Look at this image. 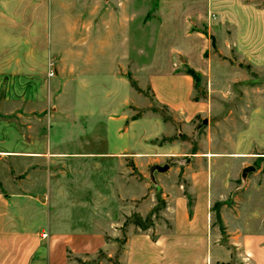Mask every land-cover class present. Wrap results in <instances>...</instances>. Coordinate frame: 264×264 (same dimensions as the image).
Instances as JSON below:
<instances>
[{"label":"crops","instance_id":"obj_1","mask_svg":"<svg viewBox=\"0 0 264 264\" xmlns=\"http://www.w3.org/2000/svg\"><path fill=\"white\" fill-rule=\"evenodd\" d=\"M244 15L242 0H0V74L41 88L0 104L13 114L0 128V264H264L263 212L219 213L225 238L212 227L211 160L188 194L165 192L168 222L123 236L154 207L150 168L168 166L155 183L179 172L167 159L181 145L164 140L203 110L193 24Z\"/></svg>","mask_w":264,"mask_h":264},{"label":"rangeland","instance_id":"obj_2","mask_svg":"<svg viewBox=\"0 0 264 264\" xmlns=\"http://www.w3.org/2000/svg\"><path fill=\"white\" fill-rule=\"evenodd\" d=\"M242 13L246 21L240 23L213 19L193 24V31L201 33L197 36L203 54L197 69H192V99L202 103L203 110L185 126L179 123L174 137L164 140L175 139L181 145L179 154L167 159L179 172H166L163 181L150 183L154 207L145 216L127 217L123 236L132 229H145L154 221L168 222L165 192L176 187L188 194L189 175L206 165L207 160H211V176L209 173L199 183L206 192L211 185L219 193V199L210 205L212 227L225 238L219 213L226 212L230 222L244 206L254 208L258 214L263 212L264 221V0H242ZM32 92L41 95V88L26 79L0 74V104ZM145 93L149 96L148 90ZM157 111L168 116L163 108ZM0 113L5 118L0 121V128L8 130L10 124L6 119L13 114L8 109ZM247 166L254 170L244 173L243 178ZM75 169L67 166V176Z\"/></svg>","mask_w":264,"mask_h":264},{"label":"water","instance_id":"obj_3","mask_svg":"<svg viewBox=\"0 0 264 264\" xmlns=\"http://www.w3.org/2000/svg\"><path fill=\"white\" fill-rule=\"evenodd\" d=\"M203 123H206V121L204 120V122ZM167 168H168V166L165 164V165H163V166H159V165H153L151 168H150V171H149V173H150V180H152V182L153 183H155V180H154V178H153V172L155 171V170H157V171H165V170H167ZM254 170V167L253 166H247V167H245L244 169H243V175H242V177L244 178V173H246V172H250V171H253Z\"/></svg>","mask_w":264,"mask_h":264},{"label":"trees","instance_id":"obj_4","mask_svg":"<svg viewBox=\"0 0 264 264\" xmlns=\"http://www.w3.org/2000/svg\"><path fill=\"white\" fill-rule=\"evenodd\" d=\"M188 73H190L194 77V72L192 70H188Z\"/></svg>","mask_w":264,"mask_h":264},{"label":"built area","instance_id":"obj_5","mask_svg":"<svg viewBox=\"0 0 264 264\" xmlns=\"http://www.w3.org/2000/svg\"><path fill=\"white\" fill-rule=\"evenodd\" d=\"M51 74H52V71H51Z\"/></svg>","mask_w":264,"mask_h":264}]
</instances>
